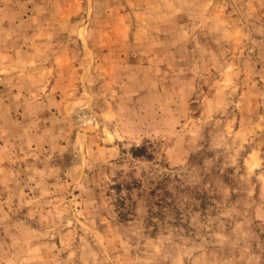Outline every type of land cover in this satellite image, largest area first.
<instances>
[{
	"label": "rangeland",
	"instance_id": "rangeland-1",
	"mask_svg": "<svg viewBox=\"0 0 264 264\" xmlns=\"http://www.w3.org/2000/svg\"><path fill=\"white\" fill-rule=\"evenodd\" d=\"M0 264H264V0H0Z\"/></svg>",
	"mask_w": 264,
	"mask_h": 264
},
{
	"label": "trees",
	"instance_id": "trees-1",
	"mask_svg": "<svg viewBox=\"0 0 264 264\" xmlns=\"http://www.w3.org/2000/svg\"><path fill=\"white\" fill-rule=\"evenodd\" d=\"M144 149V146H138V147H135L134 149H133V153L134 154H136V155H140L139 153L142 151ZM166 179L167 178H159V179H155V180H153V181H150L151 183H153L154 185H156V187H159V188H161V187H163L164 185H162V184H165V182H166ZM116 186L118 187V188H122V186H125L126 187V189H128L129 191H131V189L133 188V187H135V186H140V183H139V181H137V180H131V182H127V183H125V184H120L119 182L116 184ZM151 193L153 194V193H155V190H154V188L152 189V191H151ZM127 197L128 196H126V195H121V194H119V196L117 197V199H118V204L119 205H123L124 203H125V201H126V199H127Z\"/></svg>",
	"mask_w": 264,
	"mask_h": 264
}]
</instances>
